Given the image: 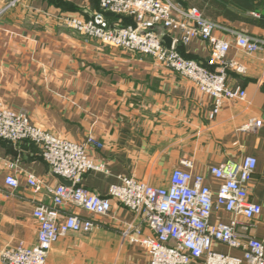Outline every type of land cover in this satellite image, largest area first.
<instances>
[{"label":"crops","instance_id":"crops-1","mask_svg":"<svg viewBox=\"0 0 264 264\" xmlns=\"http://www.w3.org/2000/svg\"><path fill=\"white\" fill-rule=\"evenodd\" d=\"M10 0H0V11ZM100 10V0H19L0 16V98L30 122L53 134L79 143L93 136L99 145L86 144L87 153L102 166L84 174L81 185L107 197L111 184L123 177L166 187L176 167L187 159L191 171L205 176L216 191L219 179L212 168L247 156L257 159L249 181L250 200L262 205L255 234L264 235V48L247 53L233 44L227 58L246 68L228 71L227 84L246 90L244 100H228L211 117L214 99L190 79L147 55L132 54L88 38L60 16L90 18ZM112 24L127 26L133 18L107 13ZM215 21L217 37L233 42V33L264 38V27L244 22ZM162 37L170 36L163 27ZM164 42V41H163ZM165 43V42H164ZM166 44V43H165ZM167 45V44H166ZM179 53L207 65L210 46L194 38L177 42ZM250 119H261L254 132L240 131ZM33 174L42 187L27 184ZM7 175L19 181L6 185ZM61 183L42 156L40 145L30 140L12 143L0 139V252L8 246H33L39 225L33 210L51 204L48 186ZM65 215L91 216L97 226L90 233L70 231L50 248L47 264H148L145 247L125 236L153 235L144 222L112 199L107 215H91L69 206ZM220 218L229 221L231 215ZM213 221L216 217H213ZM216 248L232 252L223 245ZM0 264H5L0 254Z\"/></svg>","mask_w":264,"mask_h":264},{"label":"built area","instance_id":"built-area-1","mask_svg":"<svg viewBox=\"0 0 264 264\" xmlns=\"http://www.w3.org/2000/svg\"><path fill=\"white\" fill-rule=\"evenodd\" d=\"M18 1H11L6 8ZM107 13L132 16L134 23L112 24ZM60 19L88 38L128 53L150 56L190 79L214 99L212 118L226 101L244 100L247 95L245 89L227 84L229 70L238 73L246 70L243 64L227 58L232 45L247 53L264 48V38L243 32L233 33V42L217 37L214 31L219 25L215 21L195 7H184L173 0H100V10L90 18L68 14ZM159 27L176 35L171 47L161 39ZM194 38L209 43L206 66L185 58L177 49L178 41L187 43ZM261 125V119H250L240 131L254 132ZM0 139L12 143L35 142L41 146L42 156L52 172L71 181V185L60 183L47 187L52 203L36 205L33 210L39 225L37 243L5 247L0 252L5 264H47L49 250L60 237L70 231L87 234L97 226L93 217L65 215L63 209L76 206L91 215H107L112 210V199L153 232L144 236L136 228L139 235L131 237L128 233L133 226L129 225L125 233L131 241L145 247L148 264H264V235L255 234L262 205L250 200L247 184L257 166L254 156L245 157L241 163L228 160L213 167L212 173L220 181L216 191L207 184L204 175L191 171L193 162L185 159L181 166L187 169L176 167L166 187L123 177L120 183L111 184L108 196L103 197L81 185L85 173L102 168L87 153V143L99 145L93 136L86 143H79L53 134L32 124L26 112L10 109L0 98ZM5 183L12 188L19 186L13 175H7ZM27 184L35 191L42 187V181L33 174L27 175ZM222 213L230 214V220H222ZM217 245L235 253L219 251Z\"/></svg>","mask_w":264,"mask_h":264},{"label":"trees","instance_id":"trees-1","mask_svg":"<svg viewBox=\"0 0 264 264\" xmlns=\"http://www.w3.org/2000/svg\"><path fill=\"white\" fill-rule=\"evenodd\" d=\"M179 4L195 7L203 16L212 20L223 18L229 22H244L264 27V0H179ZM255 13L259 16L256 17Z\"/></svg>","mask_w":264,"mask_h":264},{"label":"water","instance_id":"water-1","mask_svg":"<svg viewBox=\"0 0 264 264\" xmlns=\"http://www.w3.org/2000/svg\"><path fill=\"white\" fill-rule=\"evenodd\" d=\"M164 28V27H163ZM165 29V28H164ZM161 39L167 44L168 47H171L172 44H173V39L170 37V36H165V37H162L160 35ZM60 180H61V183L65 184V185H71V181L65 179L64 177L62 176H59Z\"/></svg>","mask_w":264,"mask_h":264},{"label":"rangeland","instance_id":"rangeland-1","mask_svg":"<svg viewBox=\"0 0 264 264\" xmlns=\"http://www.w3.org/2000/svg\"><path fill=\"white\" fill-rule=\"evenodd\" d=\"M11 1H13V0H10L9 3L6 5V7L10 4ZM173 1H175L176 3H179V0H173ZM6 7H5V8H6ZM11 7H13V6H11ZM11 7H9V8H11ZM5 8H4L3 10L0 11V16L3 14V12H5L7 9H9V8H6V10H5ZM5 104H6V103H5ZM2 250H3V249H2ZM2 250H1V251H2ZM234 252H235V251H234Z\"/></svg>","mask_w":264,"mask_h":264}]
</instances>
